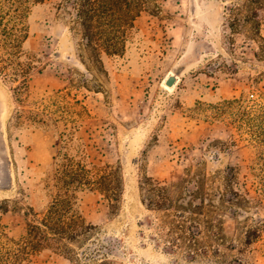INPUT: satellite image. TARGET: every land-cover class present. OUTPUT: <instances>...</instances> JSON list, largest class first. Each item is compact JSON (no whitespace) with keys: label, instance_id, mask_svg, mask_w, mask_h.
<instances>
[{"label":"rangeland","instance_id":"1","mask_svg":"<svg viewBox=\"0 0 264 264\" xmlns=\"http://www.w3.org/2000/svg\"><path fill=\"white\" fill-rule=\"evenodd\" d=\"M129 1L120 55L85 45L66 0L31 7L22 105L0 75L1 245L19 248L53 200L56 134L77 125L118 169V204L78 192L85 229L24 264H264V0ZM37 106L55 125L17 119Z\"/></svg>","mask_w":264,"mask_h":264},{"label":"trees","instance_id":"2","mask_svg":"<svg viewBox=\"0 0 264 264\" xmlns=\"http://www.w3.org/2000/svg\"><path fill=\"white\" fill-rule=\"evenodd\" d=\"M66 1L75 9L74 15L82 27V39L91 51L97 52L101 47L107 55L123 52L126 37L113 30L120 27L125 32V28L133 27L136 14L131 13L129 0ZM39 2L43 0H0V75L17 82L13 94L19 105L25 100L29 75L36 63L35 55L26 50L25 43L29 35V11ZM45 106L18 108L16 117L31 124L55 125V110L48 111ZM76 126L56 134L55 153L48 174L56 190L53 200L38 221L28 223L19 248L11 250L0 243V264H24L29 251L56 244L62 239H77L86 227L78 211L77 194L80 191H96L112 209L116 208L122 193L121 175L116 167L89 158L86 144L74 138ZM148 200L150 202L143 201L147 206L153 202L152 198ZM251 232H247V243L253 238ZM2 236L0 230V240Z\"/></svg>","mask_w":264,"mask_h":264},{"label":"water","instance_id":"3","mask_svg":"<svg viewBox=\"0 0 264 264\" xmlns=\"http://www.w3.org/2000/svg\"><path fill=\"white\" fill-rule=\"evenodd\" d=\"M175 81H176V76L172 74V75H168L164 82L166 85H173Z\"/></svg>","mask_w":264,"mask_h":264},{"label":"bare ground","instance_id":"4","mask_svg":"<svg viewBox=\"0 0 264 264\" xmlns=\"http://www.w3.org/2000/svg\"><path fill=\"white\" fill-rule=\"evenodd\" d=\"M169 75H172V74H169ZM176 81H177V79H176ZM176 81H175V82H176ZM164 83H165V82H164ZM174 84H175V83H174ZM174 84H173V85H174ZM173 85H166V84H165L164 86H165L167 89H171Z\"/></svg>","mask_w":264,"mask_h":264}]
</instances>
